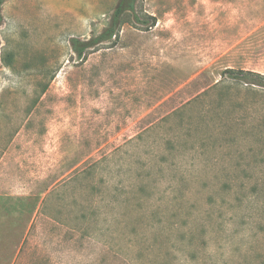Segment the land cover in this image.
Returning a JSON list of instances; mask_svg holds the SVG:
<instances>
[{"label":"rangeland","instance_id":"obj_1","mask_svg":"<svg viewBox=\"0 0 264 264\" xmlns=\"http://www.w3.org/2000/svg\"><path fill=\"white\" fill-rule=\"evenodd\" d=\"M2 0L0 264H264V0ZM218 85V86H217Z\"/></svg>","mask_w":264,"mask_h":264},{"label":"trees","instance_id":"obj_2","mask_svg":"<svg viewBox=\"0 0 264 264\" xmlns=\"http://www.w3.org/2000/svg\"><path fill=\"white\" fill-rule=\"evenodd\" d=\"M1 1L2 0H0V5ZM136 2L137 0H119L114 9L109 26L105 28L102 33L86 42H81L77 39L72 40V45L77 51V54L82 56L87 48L104 41H110L113 37L116 38L120 30L123 16L126 13H131L132 15L134 14ZM1 22L2 13L0 9V24ZM223 75L225 76V79L231 80L234 83H240L241 85H245L249 88L256 87L264 89V74L262 73L252 70L228 68L224 71Z\"/></svg>","mask_w":264,"mask_h":264}]
</instances>
